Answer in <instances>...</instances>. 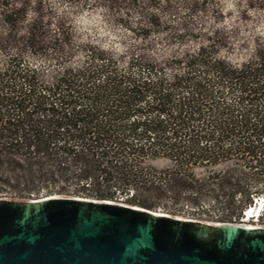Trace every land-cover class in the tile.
Instances as JSON below:
<instances>
[{
	"label": "trees",
	"instance_id": "obj_1",
	"mask_svg": "<svg viewBox=\"0 0 264 264\" xmlns=\"http://www.w3.org/2000/svg\"><path fill=\"white\" fill-rule=\"evenodd\" d=\"M248 8L264 14V0ZM217 14L210 35L149 23V51L155 34L204 40L160 60L76 44L42 0H0V198H122L180 216L164 199L184 196L196 219L236 222L264 193V37L231 62L222 51L236 46ZM204 199L222 210L199 211Z\"/></svg>",
	"mask_w": 264,
	"mask_h": 264
},
{
	"label": "water",
	"instance_id": "obj_2",
	"mask_svg": "<svg viewBox=\"0 0 264 264\" xmlns=\"http://www.w3.org/2000/svg\"><path fill=\"white\" fill-rule=\"evenodd\" d=\"M0 264H264V227L91 199L0 198Z\"/></svg>",
	"mask_w": 264,
	"mask_h": 264
},
{
	"label": "rangeland",
	"instance_id": "obj_3",
	"mask_svg": "<svg viewBox=\"0 0 264 264\" xmlns=\"http://www.w3.org/2000/svg\"><path fill=\"white\" fill-rule=\"evenodd\" d=\"M32 1L37 0H9L13 5L16 2H26L32 5ZM42 1L52 13L50 16L57 15L65 22L71 23L76 44L90 43L105 50L113 49L118 54L137 49L140 54L148 58L150 52L156 59L162 60L170 59L171 56L185 50H195L197 45L203 44V39L192 43V38H188L179 45L165 34H155L150 39L152 49L149 51V37L144 36L145 32L149 31V23H154L156 19H159L164 24H170L175 33L181 31L185 34L199 31L201 34L210 35L217 29V24L221 19L217 14L218 11L223 14V27L229 33V42L236 46L232 51H222V55L229 61H242L247 55L245 49L252 39L256 36L264 37V14L259 11L253 12L251 8H248L249 0ZM254 5L257 6L255 3ZM244 15L249 18L246 21L240 20ZM26 60L34 65H51L37 57L28 56ZM153 165L160 170L166 168L167 162L159 160ZM45 196L43 193L40 195V197ZM164 204L168 208L184 213L190 211L191 207H195L187 202L184 196L174 203L167 195ZM197 208L199 211L208 213H218L222 210L220 206L206 199L200 201ZM241 222L240 217L233 223ZM251 223L250 220L246 222L248 225ZM259 225L264 227V216L260 219Z\"/></svg>",
	"mask_w": 264,
	"mask_h": 264
},
{
	"label": "built area",
	"instance_id": "obj_4",
	"mask_svg": "<svg viewBox=\"0 0 264 264\" xmlns=\"http://www.w3.org/2000/svg\"><path fill=\"white\" fill-rule=\"evenodd\" d=\"M51 197H67V196H61V195H49V196H45V197H39L38 199H31L32 201H39L40 199H43V200H46V199H48V198H51ZM71 198H78V199H85V198H79V197H71ZM92 200V199H91ZM109 202H111V201H109ZM111 203H114V204H117V205H123V206H129V205H126V204H124V199H122V198H119L118 200H117V202H111ZM261 205H263L264 206V193L263 194H261L259 197H257V198H253V204H252V207L253 208H250V207H248L247 209H249V211L250 210H254L255 209V206H261ZM246 209V210H247ZM246 210L242 213V215L243 216H245L246 217V214L248 213V212H246ZM158 212H162L160 209H158L157 210ZM195 211L193 210V209H190V211H187V212H183L182 213V215H180V216H173V217H176V218H178V219H184V220H186V221H204V220H199V219H196L192 214L194 213ZM162 215H166V216H170V215H168V214H165V213H163L162 212ZM262 218V217H261ZM261 218H258V219H254V221H250V222H252L249 226H252V227H262V226H260L259 225V223H260V219ZM245 218H243L242 216H241V220H242V222H244L245 220H244ZM206 222H209V221H206ZM247 222V221H246ZM245 222V223H246ZM210 223H214V222H210ZM233 224H237V223H233Z\"/></svg>",
	"mask_w": 264,
	"mask_h": 264
},
{
	"label": "bare ground",
	"instance_id": "obj_5",
	"mask_svg": "<svg viewBox=\"0 0 264 264\" xmlns=\"http://www.w3.org/2000/svg\"><path fill=\"white\" fill-rule=\"evenodd\" d=\"M252 208V206H250ZM255 213V209L253 210H250L247 214H246V217L242 215L243 218H245L244 222H241V223H238V225H240V227H244V228H247V229H257L259 227H252V226H249L248 224H246L245 222L250 220L251 219V216H253Z\"/></svg>",
	"mask_w": 264,
	"mask_h": 264
},
{
	"label": "clouds",
	"instance_id": "obj_6",
	"mask_svg": "<svg viewBox=\"0 0 264 264\" xmlns=\"http://www.w3.org/2000/svg\"><path fill=\"white\" fill-rule=\"evenodd\" d=\"M259 208H260V217H262L263 216V214H264V206L263 205H261V206H259Z\"/></svg>",
	"mask_w": 264,
	"mask_h": 264
}]
</instances>
